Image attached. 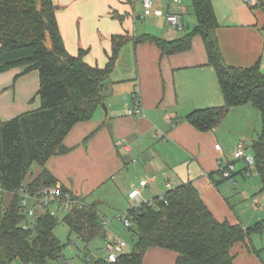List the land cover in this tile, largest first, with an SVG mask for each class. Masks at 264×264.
<instances>
[{"label": "crops", "instance_id": "0c3cea01", "mask_svg": "<svg viewBox=\"0 0 264 264\" xmlns=\"http://www.w3.org/2000/svg\"><path fill=\"white\" fill-rule=\"evenodd\" d=\"M53 2L66 49L71 55L87 51L85 61L90 66H106L114 36L148 35L136 32V20L164 21L163 32L153 34L163 40H178L190 34L187 16L193 10L192 0L188 5L185 0L181 4L173 0L163 2L158 6L162 14L150 17L144 16L141 0ZM212 4L224 61L235 68L259 64L264 74V6L250 7L242 0H212ZM168 14L179 15L184 29L174 30L166 21ZM131 46L136 55V69L130 64L128 76L111 75L103 103L107 115L100 106L92 120L76 125L64 141L69 151L52 157L46 164L47 170L83 203H98L104 221L103 208L124 209L122 203L128 201L132 203L128 211L189 182L218 222L250 228L264 221V193L258 173L254 187L248 185L250 182L239 183L235 179V184H225L227 180L219 166L221 161H233L241 142L246 144L248 154L254 155L252 145L263 129L260 112L251 105L234 107L214 130L198 131L188 122V115L224 105L217 73L209 64L202 37L193 38L189 51L172 56H163L154 44L135 45L133 41L123 46L120 56L128 54ZM121 64L119 57L115 69ZM22 73V69H14L0 74L3 122L41 107L36 96L40 88L39 72ZM133 95L138 97L143 110L137 118L128 115ZM240 161L246 165L235 166L233 178L238 175L246 178L252 172L245 160H235L234 165ZM41 171L40 167L32 178ZM143 181L146 186L141 185ZM134 190H139V200L129 198ZM0 194L3 200L10 193H3L0 186ZM11 202L4 208L0 204V221ZM253 237L234 245L231 253L235 264H264ZM177 257L173 251L153 249L146 254L144 264H176Z\"/></svg>", "mask_w": 264, "mask_h": 264}, {"label": "trees", "instance_id": "16d2710c", "mask_svg": "<svg viewBox=\"0 0 264 264\" xmlns=\"http://www.w3.org/2000/svg\"><path fill=\"white\" fill-rule=\"evenodd\" d=\"M192 4L197 20L192 33L173 41L151 35L114 36L108 62L100 68L85 61L87 51L80 50L77 55L68 52L53 0H0V74L14 69H22V74L38 71L40 88L36 96L41 101L38 110L7 122L0 119V186L3 193L13 195L11 205L1 214L0 264L16 260L23 264H60L64 246L54 234L58 218L47 209L33 218V225L29 224L31 218L23 212L20 191L37 195L44 188L60 187L69 192L46 164L69 151L64 145L66 137L76 125L92 120L102 106L120 52L129 41L154 44L163 56H172L189 51L193 38L202 37L224 105L196 110L187 120L198 131L210 132L232 108H256L263 129L252 151L264 193V74L259 64L251 68L229 66L218 42L219 23L212 0H192ZM34 164L42 171L26 183ZM72 199L78 200L73 194ZM126 218L136 238L133 251L121 255L115 263L102 259L95 264H144L146 254L153 249L175 252L176 264H235L231 253L234 245L264 231V221L250 228L218 222L191 182L156 198L153 205L130 208ZM63 223L86 246L105 236L106 224L98 203L74 205Z\"/></svg>", "mask_w": 264, "mask_h": 264}, {"label": "rangeland", "instance_id": "374dc122", "mask_svg": "<svg viewBox=\"0 0 264 264\" xmlns=\"http://www.w3.org/2000/svg\"><path fill=\"white\" fill-rule=\"evenodd\" d=\"M187 5L190 3V0H185ZM143 15V14H141ZM160 19V18H159ZM187 22L190 24L189 33H192L196 26V16L194 10L190 9L189 15L187 16ZM137 24V33L140 34H148L151 36H155L153 34H158L159 32H163L165 28V22L162 20H158L155 18H144L143 20H136ZM163 33L160 34V36ZM50 45V42H48ZM129 53L125 56H120L121 66L115 69L112 78H123L130 74L129 68L130 64H132V69H136V55L133 50V46L130 47ZM250 144V139L247 141ZM244 162H237L236 167L240 168L245 166ZM252 172L246 178H243L242 175L236 176L235 180L239 183L250 182L248 185L254 187L256 185V177L257 172L255 165L251 166ZM40 167L34 164L31 168V172L28 175L26 182L30 180L32 175H35L39 172ZM233 179L227 180L226 183H233ZM255 181V182H254ZM1 195V194H0ZM259 196V195H258ZM2 197V196H1ZM13 196L11 194H5L3 196V200H0V204H2V208L9 205ZM120 204V201H118ZM132 203L128 201L122 203L124 209H118L114 207L103 208L102 212L105 214V236H101L96 238L92 243L88 246L83 243L82 240L77 238L75 235L70 234L69 227L63 223V219L67 214V208L62 206L53 205L50 207L52 211L56 213V217L59 220V225L56 227L54 234L60 240V242L64 246L63 250V258L60 264H95L97 261L106 259L107 254L104 250L106 245L107 238L118 237L119 239L125 241L128 244V249L126 253H130L134 249V245L136 242V238L133 233L127 228L124 224V220L126 219V211ZM105 210V211H104ZM29 224H34V219H29ZM253 243L257 252L259 253L260 258L264 261V232L262 234H258L253 237ZM13 264H23L20 260H16Z\"/></svg>", "mask_w": 264, "mask_h": 264}, {"label": "built area", "instance_id": "2783aa9c", "mask_svg": "<svg viewBox=\"0 0 264 264\" xmlns=\"http://www.w3.org/2000/svg\"><path fill=\"white\" fill-rule=\"evenodd\" d=\"M166 1L168 0H141V4L144 10V16L150 17L153 15H161L162 12L158 10V6ZM173 1L174 3L181 4V0ZM242 1L250 7H256L261 4L262 0ZM166 21L176 31H181L184 29V25L181 22V17L177 14H168L166 16ZM142 114L143 110L141 102L136 95H133L132 106L128 109V115L137 118ZM217 149L219 151L222 150L220 146H217ZM247 150L248 149L246 144L241 142L236 147V151L233 155V161L226 160L219 162L220 171L224 179H233V175L235 173V160H245L249 167L255 165L254 155H249ZM233 183H236L234 179ZM141 185L146 186L147 182L143 181ZM20 194L23 212L30 218H35L38 215L45 213L47 209H49L52 215H56V213L50 209V207L53 205L66 207L68 211L74 205H82L83 203L79 199L77 201L72 199V193H65L60 187L44 188L39 191L37 195H32L30 193H27L25 189H21ZM139 197V190H134L129 195V198L132 200H139ZM149 204L153 205V202H150ZM124 224L127 228L131 226V223L127 218L124 220ZM127 249L128 244L118 237L107 238L104 248L107 254L106 260L111 263H115L121 255L126 254Z\"/></svg>", "mask_w": 264, "mask_h": 264}, {"label": "water", "instance_id": "95a60500", "mask_svg": "<svg viewBox=\"0 0 264 264\" xmlns=\"http://www.w3.org/2000/svg\"><path fill=\"white\" fill-rule=\"evenodd\" d=\"M102 108L104 109V111H105V113L107 115L108 111H107L106 105L105 104H102Z\"/></svg>", "mask_w": 264, "mask_h": 264}]
</instances>
